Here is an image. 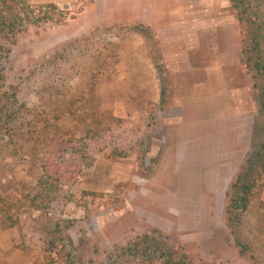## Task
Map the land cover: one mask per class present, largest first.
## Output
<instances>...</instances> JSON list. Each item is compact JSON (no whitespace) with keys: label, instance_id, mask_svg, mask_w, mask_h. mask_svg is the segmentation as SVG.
Masks as SVG:
<instances>
[{"label":"rangeland","instance_id":"374dc122","mask_svg":"<svg viewBox=\"0 0 264 264\" xmlns=\"http://www.w3.org/2000/svg\"><path fill=\"white\" fill-rule=\"evenodd\" d=\"M26 1L56 8L0 25V223L36 224L50 264H162L170 248L191 264H264L261 186L227 222L229 166L191 164L185 132L229 94L259 109L264 79L243 49L256 25L264 36V0H247L249 26L228 0H187L177 25L145 16V0ZM144 60L154 84H126Z\"/></svg>","mask_w":264,"mask_h":264},{"label":"crops","instance_id":"0c3cea01","mask_svg":"<svg viewBox=\"0 0 264 264\" xmlns=\"http://www.w3.org/2000/svg\"><path fill=\"white\" fill-rule=\"evenodd\" d=\"M145 1L146 3H141L143 11L146 14L145 16L150 11H153V15L151 16L158 22L169 21L177 25L181 20L190 19L187 17L189 13H186L188 7L187 0ZM155 7H158L157 11H155ZM144 62L146 64L145 60ZM148 67L149 65L146 64L139 68L145 72V74L144 72L140 73L139 79L126 76L125 83L139 88L147 87L149 82H153L154 84L155 79H148L147 77L146 70ZM132 92L130 91V94L134 95L135 92ZM139 93H142V89H139ZM145 96H147V93ZM212 96L216 100L218 99V97H215L217 96L216 93ZM240 97L237 94H229L225 100L229 104L224 111L219 110L218 113H213L209 118H201L198 121L187 120L186 124L187 129L185 132L188 148L193 154L191 164L210 166L214 170L217 167L228 165L229 174L224 178L228 182L227 188L229 185V188L231 187L237 174L245 165L246 159L251 154L253 147L260 143V140H264V128L255 122L256 116H261L258 106L256 110L251 109L249 111L251 115H247L243 110L244 107L241 105L239 106L241 109L239 107L237 109L233 108L237 106L238 100L241 101ZM219 100L222 101L224 99L221 97ZM231 102H234V104H231ZM240 113L246 114L247 120L242 117L243 115H239ZM191 134L195 135L193 144L189 142ZM202 150L205 153L203 156L200 155L198 159L196 155ZM220 179L222 180V177ZM259 199L264 204V184L259 191ZM37 229L36 224L34 225L27 221L10 222L7 225L0 223V264H50L47 263L50 258V252L45 245L46 239L44 233Z\"/></svg>","mask_w":264,"mask_h":264},{"label":"trees","instance_id":"16d2710c","mask_svg":"<svg viewBox=\"0 0 264 264\" xmlns=\"http://www.w3.org/2000/svg\"><path fill=\"white\" fill-rule=\"evenodd\" d=\"M230 7L235 10L237 19L243 21L246 25H250L254 22L251 21V13H248L247 0H228ZM0 3L11 8L5 13L4 16H0V25L7 26L8 30L13 32L17 30L23 22L28 23H40L44 19H48L49 14L52 12L47 9L50 7L56 8L55 5H39L34 7L26 0H0ZM14 7H11L12 5ZM256 25V24H255ZM251 41L250 48L243 49V56H245V63L251 65L260 79H264V56L262 55L264 49V36L260 31V26L256 25L254 29L250 31ZM259 90V112L264 117V84L258 85ZM261 183V184H258ZM264 184V140H260V143L253 147V150L249 157L246 159L245 165L241 171L237 174L234 182L230 187V192L227 193L228 202L225 207L227 222H230L231 218L229 214L239 215L247 209L249 202L256 195L257 186ZM142 240V239H141ZM141 246L143 252H146V247L143 248L139 241L134 243V247L137 249ZM131 247V244L129 245ZM155 251L159 252L157 246ZM170 252L163 253L164 259L162 264H191L186 263L185 256L178 255L170 248ZM154 254V251H149ZM148 255L143 257L148 258Z\"/></svg>","mask_w":264,"mask_h":264}]
</instances>
